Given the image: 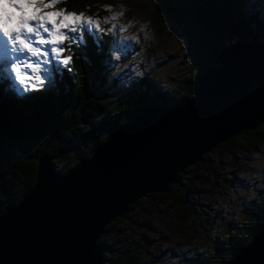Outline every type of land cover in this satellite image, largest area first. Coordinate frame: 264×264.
<instances>
[{
	"label": "water",
	"instance_id": "1",
	"mask_svg": "<svg viewBox=\"0 0 264 264\" xmlns=\"http://www.w3.org/2000/svg\"><path fill=\"white\" fill-rule=\"evenodd\" d=\"M191 98L147 105L67 174L38 160L33 187L0 214V264H104V228L165 193L210 149L264 124V43L235 41ZM225 264H264V226Z\"/></svg>",
	"mask_w": 264,
	"mask_h": 264
},
{
	"label": "trees",
	"instance_id": "2",
	"mask_svg": "<svg viewBox=\"0 0 264 264\" xmlns=\"http://www.w3.org/2000/svg\"><path fill=\"white\" fill-rule=\"evenodd\" d=\"M94 1L61 0L56 8L91 14L92 10L87 7ZM146 1L149 7L148 25L152 31L158 36L167 30L179 32L183 38L188 65L185 87L171 92L168 97L159 95L148 99V85L142 83L136 90L103 104L96 98L95 92L106 82L105 71L110 58V42L104 34L99 41L86 36V45L80 48L72 46L71 71L61 75L53 91L17 94L10 83L0 82V214L16 205L22 195L33 187L35 168L40 158L53 157V169L65 166L64 174H67L79 164L82 156L91 157L97 146L145 106L169 107L191 98L196 80L216 66L213 60L224 46L235 41H258L259 37H264V25L256 13L245 10V0ZM65 55L69 53L65 52ZM85 115L95 117L98 123L88 126V131L77 140L79 151L74 149L68 157L69 144L66 141L75 134L73 130L79 126L78 119ZM238 138L245 139L250 147L264 143V124L254 130L243 131L217 147H228L232 152L231 145ZM204 161L206 156L199 162ZM199 162L194 167H198ZM182 174L177 177L178 183ZM167 192L147 197L162 202L167 200ZM171 201L181 213V242L187 246L186 254L172 264H225L264 226L262 190L261 195H255L250 201L239 221H222L212 238L205 237L194 245L191 244L195 240L192 226L196 221L183 199L173 197ZM135 206H129L127 213L120 218L124 219ZM189 222L191 227L186 225ZM104 234L96 244L105 257L100 243ZM105 259L104 264H130L131 261Z\"/></svg>",
	"mask_w": 264,
	"mask_h": 264
},
{
	"label": "rangeland",
	"instance_id": "3",
	"mask_svg": "<svg viewBox=\"0 0 264 264\" xmlns=\"http://www.w3.org/2000/svg\"><path fill=\"white\" fill-rule=\"evenodd\" d=\"M145 1L95 0L87 7L92 10L91 14L84 13L98 19L102 29L110 28L112 24H116L117 29L121 26L127 29L122 33L117 31L116 35L96 32L98 40L85 34V40L89 36L94 41H99L104 34L110 42L106 82L95 92L96 98L103 104L111 103L136 90L142 83L148 85V99L159 95L168 97L171 92L181 91L187 84L188 65L184 56L183 38L179 32L172 33L170 30L161 36L156 35L148 25L149 7ZM245 2V10L256 13L264 25V0ZM105 6H111V10H106ZM5 10L9 14L19 15L7 5ZM57 10L60 9L56 6L53 9H43L45 13ZM121 11L123 15L118 16L117 20L104 23L105 18ZM31 13L32 9L26 8V14ZM142 25L147 27L141 30ZM132 36L136 39H131ZM257 40L263 43L264 37ZM113 42L130 45L120 61L114 59L111 51ZM66 46L67 42L62 45ZM72 46L76 47L75 44ZM67 68L69 65L62 73H56L53 84L27 93L53 91L61 75L69 73ZM82 118L78 119L79 126L73 130L75 134L70 135L66 141L69 144L68 157H71L74 149L79 151L76 147L77 140L82 133L88 131V126L98 123L90 115ZM231 146L232 152L228 147L216 146L204 154L206 161L199 162L198 167L191 165L185 168L180 182L169 187L167 200L159 202L146 195L137 201L135 208L124 219L111 220L104 228V237L100 239L105 257L131 260L130 264H172L186 254L187 246L181 242L180 234L183 229L182 217L171 201L173 197L184 200L192 219L196 221L193 226L190 222L186 223L192 226L195 236L191 244L196 245L205 237L212 238L222 221H239L253 197L261 195L264 190V143L250 147L245 139L238 138ZM55 171L64 175L66 167H57Z\"/></svg>",
	"mask_w": 264,
	"mask_h": 264
},
{
	"label": "snow or ice",
	"instance_id": "4",
	"mask_svg": "<svg viewBox=\"0 0 264 264\" xmlns=\"http://www.w3.org/2000/svg\"><path fill=\"white\" fill-rule=\"evenodd\" d=\"M58 3L61 0H0V82L10 83L17 94L39 91L45 85L53 84L56 73H62L72 63V45L77 48L86 45L85 34L98 40L96 32L116 35L117 31L127 30L123 26L117 29L116 24L102 29L98 19L83 12L43 11L55 8ZM5 5L19 15L7 13ZM26 8H31L32 13L26 14ZM105 9L110 11L111 6H105ZM120 15L123 11L105 18L104 23L117 20ZM146 27L142 25L141 30ZM130 38L136 39L135 36ZM66 42L67 47H62ZM129 47L113 42L114 59L122 60ZM65 52L69 55H64Z\"/></svg>",
	"mask_w": 264,
	"mask_h": 264
},
{
	"label": "bare ground",
	"instance_id": "5",
	"mask_svg": "<svg viewBox=\"0 0 264 264\" xmlns=\"http://www.w3.org/2000/svg\"><path fill=\"white\" fill-rule=\"evenodd\" d=\"M177 182H178V179H177V181H176L175 183H177ZM175 183H174V184H175Z\"/></svg>",
	"mask_w": 264,
	"mask_h": 264
}]
</instances>
